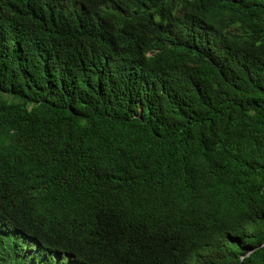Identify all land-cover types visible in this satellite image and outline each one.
Here are the masks:
<instances>
[{
  "label": "trees",
  "instance_id": "16d2710c",
  "mask_svg": "<svg viewBox=\"0 0 264 264\" xmlns=\"http://www.w3.org/2000/svg\"><path fill=\"white\" fill-rule=\"evenodd\" d=\"M0 264H264V0H0Z\"/></svg>",
  "mask_w": 264,
  "mask_h": 264
}]
</instances>
